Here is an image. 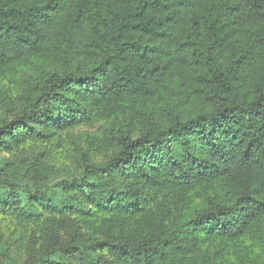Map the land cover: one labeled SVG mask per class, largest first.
Returning <instances> with one entry per match:
<instances>
[{
    "label": "trees",
    "instance_id": "trees-1",
    "mask_svg": "<svg viewBox=\"0 0 264 264\" xmlns=\"http://www.w3.org/2000/svg\"><path fill=\"white\" fill-rule=\"evenodd\" d=\"M0 81V264H264V0H0Z\"/></svg>",
    "mask_w": 264,
    "mask_h": 264
},
{
    "label": "rangeland",
    "instance_id": "rangeland-1",
    "mask_svg": "<svg viewBox=\"0 0 264 264\" xmlns=\"http://www.w3.org/2000/svg\"><path fill=\"white\" fill-rule=\"evenodd\" d=\"M9 81H0V89L7 87L9 85ZM90 130H88L87 128H81L79 131H77V134H81V133H85L88 132ZM103 159V158H102ZM70 166H73L72 161L66 162L65 163V169L64 172L59 174L58 177L56 178V180H58L59 178H62L64 176H66L68 174V169ZM4 225L3 223L0 222V231H5L6 228L4 229Z\"/></svg>",
    "mask_w": 264,
    "mask_h": 264
}]
</instances>
